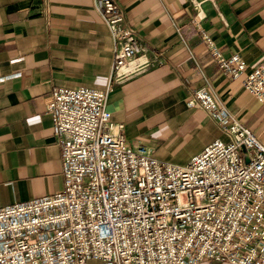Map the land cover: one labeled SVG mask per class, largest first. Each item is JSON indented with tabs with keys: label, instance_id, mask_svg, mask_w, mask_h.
Returning a JSON list of instances; mask_svg holds the SVG:
<instances>
[{
	"label": "built area",
	"instance_id": "obj_1",
	"mask_svg": "<svg viewBox=\"0 0 264 264\" xmlns=\"http://www.w3.org/2000/svg\"><path fill=\"white\" fill-rule=\"evenodd\" d=\"M113 47L111 70L126 75L143 47L115 0H100ZM191 24L222 73L264 105V63L248 70L241 57H225L200 26ZM176 32L180 29L172 22ZM112 87H59L45 113L61 153L62 188L54 195L0 207V264H264V145L239 123L209 83L186 104L202 109L225 136L185 165L155 159L128 145L111 121ZM186 201L182 202L181 197Z\"/></svg>",
	"mask_w": 264,
	"mask_h": 264
},
{
	"label": "crops",
	"instance_id": "obj_2",
	"mask_svg": "<svg viewBox=\"0 0 264 264\" xmlns=\"http://www.w3.org/2000/svg\"><path fill=\"white\" fill-rule=\"evenodd\" d=\"M115 1L141 40L137 62L149 63L128 76L132 64L111 70L113 47L94 8L100 0H0V207L62 188L61 153L45 113L59 87L110 85L107 111L128 145L143 144L155 159L185 165L226 139L202 109L186 104L205 79L217 101L264 145V105L243 91L244 74L222 73L191 24L199 13L202 31L223 55H238L250 70L264 63V0Z\"/></svg>",
	"mask_w": 264,
	"mask_h": 264
},
{
	"label": "rangeland",
	"instance_id": "obj_3",
	"mask_svg": "<svg viewBox=\"0 0 264 264\" xmlns=\"http://www.w3.org/2000/svg\"><path fill=\"white\" fill-rule=\"evenodd\" d=\"M181 201H182V202H185V201H186L185 196H182V197H181Z\"/></svg>",
	"mask_w": 264,
	"mask_h": 264
}]
</instances>
